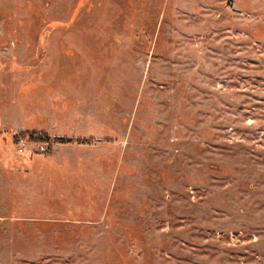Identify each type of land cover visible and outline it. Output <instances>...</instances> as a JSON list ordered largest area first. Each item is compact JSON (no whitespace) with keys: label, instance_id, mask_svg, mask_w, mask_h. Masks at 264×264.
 <instances>
[{"label":"rangeland","instance_id":"obj_1","mask_svg":"<svg viewBox=\"0 0 264 264\" xmlns=\"http://www.w3.org/2000/svg\"><path fill=\"white\" fill-rule=\"evenodd\" d=\"M0 264H264V0H0Z\"/></svg>","mask_w":264,"mask_h":264},{"label":"trees","instance_id":"obj_2","mask_svg":"<svg viewBox=\"0 0 264 264\" xmlns=\"http://www.w3.org/2000/svg\"><path fill=\"white\" fill-rule=\"evenodd\" d=\"M36 136H32L34 142L38 143H46V144H55V145H67L72 143V140L66 138H53L52 140L46 134H35ZM31 139V140H32ZM80 144V143H79Z\"/></svg>","mask_w":264,"mask_h":264}]
</instances>
